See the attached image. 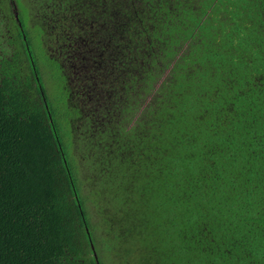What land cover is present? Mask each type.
Masks as SVG:
<instances>
[{"label": "trees", "instance_id": "1", "mask_svg": "<svg viewBox=\"0 0 264 264\" xmlns=\"http://www.w3.org/2000/svg\"><path fill=\"white\" fill-rule=\"evenodd\" d=\"M7 1L0 264H264V0Z\"/></svg>", "mask_w": 264, "mask_h": 264}, {"label": "rangeland", "instance_id": "2", "mask_svg": "<svg viewBox=\"0 0 264 264\" xmlns=\"http://www.w3.org/2000/svg\"><path fill=\"white\" fill-rule=\"evenodd\" d=\"M1 1V0H0ZM18 7L20 8L22 17L24 18V22L26 25V28L30 31L29 28V22L28 18L26 16V9L22 6L21 0H16ZM7 0H2L0 3V73L2 75L4 74L3 68L6 64L13 63L15 66H11L16 68V66H20L22 62L20 61V57L17 56L18 51L16 47V32L15 30H18L20 33L21 31V23L20 21H16L15 18L12 17V11L13 8L11 6H8ZM33 49L36 57H38L40 62V68L42 70L43 76L46 74L45 72H48V65L46 63V52L44 47L41 45V40L39 39V36H36L33 41ZM10 69V68H9ZM17 69V68H16ZM16 69H13L14 71ZM24 70V69H23ZM37 85L39 83V80L36 81ZM44 87L46 88L49 96L51 98L55 99V102L62 103V101L59 100L58 97V90H57V83L54 80H46L43 81ZM37 90L39 91L38 87ZM39 96L41 99V95L39 92ZM60 150V149H59ZM61 152V151H60ZM79 213L82 218H84V213L81 208V206L78 207ZM119 253V252H118ZM120 257H123V259H126V262L133 263L131 261H136V259L139 257L140 249L136 241L134 240H126L121 245V252ZM109 264V263H108Z\"/></svg>", "mask_w": 264, "mask_h": 264}, {"label": "snow or ice", "instance_id": "3", "mask_svg": "<svg viewBox=\"0 0 264 264\" xmlns=\"http://www.w3.org/2000/svg\"><path fill=\"white\" fill-rule=\"evenodd\" d=\"M172 0H169V3H171ZM177 2H179V0H177ZM184 2L186 3H191V5L195 8L199 5L200 0H184Z\"/></svg>", "mask_w": 264, "mask_h": 264}, {"label": "water", "instance_id": "4", "mask_svg": "<svg viewBox=\"0 0 264 264\" xmlns=\"http://www.w3.org/2000/svg\"><path fill=\"white\" fill-rule=\"evenodd\" d=\"M23 36H24V38H26V34L25 33H23ZM38 85H39V88L41 90V95H42L43 101L46 102V95H45V92H44V88H43V86H42V84L40 82L38 83Z\"/></svg>", "mask_w": 264, "mask_h": 264}]
</instances>
